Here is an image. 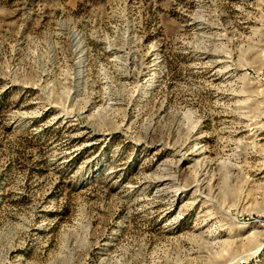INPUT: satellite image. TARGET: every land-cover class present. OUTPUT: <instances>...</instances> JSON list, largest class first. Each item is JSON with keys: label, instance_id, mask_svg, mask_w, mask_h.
I'll return each mask as SVG.
<instances>
[{"label": "rangeland", "instance_id": "rangeland-1", "mask_svg": "<svg viewBox=\"0 0 264 264\" xmlns=\"http://www.w3.org/2000/svg\"><path fill=\"white\" fill-rule=\"evenodd\" d=\"M0 264H264V0H0Z\"/></svg>", "mask_w": 264, "mask_h": 264}]
</instances>
